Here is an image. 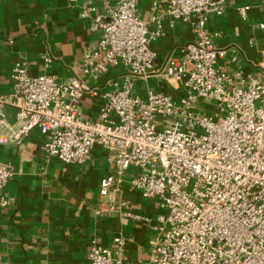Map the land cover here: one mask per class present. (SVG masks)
<instances>
[{
  "label": "built area",
  "instance_id": "built-area-1",
  "mask_svg": "<svg viewBox=\"0 0 264 264\" xmlns=\"http://www.w3.org/2000/svg\"><path fill=\"white\" fill-rule=\"evenodd\" d=\"M140 1L116 0L107 17L92 16L97 48L82 55L80 75L68 82L31 76L16 63L14 93L0 96V116L13 107L18 127L12 140L20 144L38 130L46 135L47 156L66 165L84 164L96 147L106 151L115 173L100 181V197L111 201L99 205L98 216L122 207V177L136 171L131 188L161 210L154 227L159 238L147 263L137 264H264V18L258 23L261 76L253 78L219 64L225 57L215 45L220 33L208 23L223 15L228 0H164L170 25H189L194 41L180 59L157 67L151 43L161 27L155 18L139 17ZM260 6L264 13V0ZM237 13L246 19L244 7ZM49 63L43 59L45 67ZM118 67L123 73L107 81L112 89L102 95L98 118H81L77 102L90 91L87 82L97 84ZM152 76L182 94L148 90L143 99L135 85ZM200 101L213 103L214 113L196 112ZM12 177V168L0 164V208L8 205L3 190ZM112 244L90 243L86 264H135L125 256L123 237Z\"/></svg>",
  "mask_w": 264,
  "mask_h": 264
},
{
  "label": "crops",
  "instance_id": "crops-1",
  "mask_svg": "<svg viewBox=\"0 0 264 264\" xmlns=\"http://www.w3.org/2000/svg\"><path fill=\"white\" fill-rule=\"evenodd\" d=\"M116 0H0V96L14 93L11 73L16 63L31 76L49 75L59 83L79 76L82 55L97 48L99 33L92 32V16H108ZM155 4V5H154ZM94 11L80 18L87 8ZM244 7L246 19L237 9ZM141 19L155 18L160 36L152 41L156 66L168 59H180L182 50L194 41L192 28L166 15L164 0H141L137 5ZM260 0H228L222 16L210 17L208 29L220 33L215 45L225 53L219 64L228 72L244 76H261V31L263 20ZM149 31L156 24L148 26ZM49 58L47 67L44 58ZM123 69H112L97 84L87 82L90 91L77 102L83 119L96 120L102 95L111 90L107 81H118ZM137 85L150 86L177 97V89L152 76L138 80ZM0 164L9 165L13 177L3 190L8 200L0 208V264H86L90 243L113 248L112 240L123 237L125 256L131 263H147L151 249L159 238L154 227L161 210L156 201L144 200L131 188L128 170L122 177L117 210L96 215L100 204L111 201L100 197L102 178L114 174L106 162L105 150L96 147L82 165H66L48 157L43 149L46 135L33 131L20 144L11 138L18 127L16 111L6 107L0 116Z\"/></svg>",
  "mask_w": 264,
  "mask_h": 264
},
{
  "label": "rangeland",
  "instance_id": "rangeland-1",
  "mask_svg": "<svg viewBox=\"0 0 264 264\" xmlns=\"http://www.w3.org/2000/svg\"><path fill=\"white\" fill-rule=\"evenodd\" d=\"M150 90L155 91L153 86H150ZM135 92L139 96H141L143 99L146 97L147 88L145 85H137L135 87ZM214 104L208 103V101H200L197 105L195 111L198 113H207V114H213L214 113ZM160 120V117H159Z\"/></svg>",
  "mask_w": 264,
  "mask_h": 264
}]
</instances>
